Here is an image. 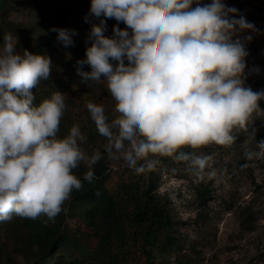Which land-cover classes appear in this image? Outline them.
Returning a JSON list of instances; mask_svg holds the SVG:
<instances>
[{
  "label": "clouds",
  "instance_id": "9594fccd",
  "mask_svg": "<svg viewBox=\"0 0 264 264\" xmlns=\"http://www.w3.org/2000/svg\"><path fill=\"white\" fill-rule=\"evenodd\" d=\"M194 0H91L97 18H114L127 28L104 35L105 21L93 25L86 48L89 72L82 80L107 83L118 116L109 121L105 108L86 107L98 133L106 138L110 160H123L137 174L158 163L150 157L173 156L202 176L210 156L181 151L215 143L231 145L234 127L245 126L256 112L264 91L244 86L245 45L237 31L255 32L253 23L222 0L201 6ZM127 29H131V35ZM65 46L67 30L53 27ZM251 41L252 36L245 37ZM125 59L128 63L125 64ZM111 61H116L115 64ZM51 60L27 49L15 51L14 37L5 32L0 44V221L14 216L54 220L73 190L83 185L74 170L83 163L85 181L94 179L93 166L103 157L81 148L87 137L79 125L58 137L66 105L64 94L34 104L32 89L49 80ZM79 71V70H78ZM254 137V133H253ZM252 159L264 157V141ZM143 161V163H140Z\"/></svg>",
  "mask_w": 264,
  "mask_h": 264
},
{
  "label": "trees",
  "instance_id": "16d2710c",
  "mask_svg": "<svg viewBox=\"0 0 264 264\" xmlns=\"http://www.w3.org/2000/svg\"><path fill=\"white\" fill-rule=\"evenodd\" d=\"M68 1L0 0V44L4 33L11 32L18 54L27 49L50 58L49 80H41L32 89L36 97L34 104L50 98L55 91L64 94L66 108L58 137H65L78 124L87 137L81 148L89 155L99 150L103 158L93 166L91 182L83 179L88 171L83 163L74 170L83 187L72 191L54 220L46 216L36 219L14 216L10 221H0V264H16V257L21 258L22 264H192L191 256L197 255L199 249L193 242L187 244L189 253L181 248L168 199L158 191L163 171L178 174L175 164L168 157L157 156L153 158L158 161L154 169L137 174L126 165L113 167L107 161L102 145L104 137L98 133L86 105L89 102L102 105L111 121L119 115L116 101L103 78L99 82L84 81L79 75L91 70L79 63L86 59L89 44L76 40L69 50L57 39L58 33L51 31L53 27L68 31L73 17V27L84 26L85 32H91L93 26H87L88 19L83 18L81 0ZM17 7L35 14L32 26L19 27L9 20V12ZM255 28L250 34L251 44L261 63L264 27ZM233 137V143L242 140L241 136ZM208 197L207 188L196 190L199 210L206 205ZM253 215L250 209L241 211V227L251 229ZM68 221L74 223L71 234ZM171 255L174 262L167 259Z\"/></svg>",
  "mask_w": 264,
  "mask_h": 264
},
{
  "label": "rangeland",
  "instance_id": "374dc122",
  "mask_svg": "<svg viewBox=\"0 0 264 264\" xmlns=\"http://www.w3.org/2000/svg\"><path fill=\"white\" fill-rule=\"evenodd\" d=\"M79 0L73 1L76 3ZM70 2V0L68 1ZM84 5L83 18L88 19L87 26L100 25L105 21L104 35L114 37L113 28L126 29L127 26L114 18H97L90 12L91 0H81ZM199 3L206 4V0H194L191 5L195 8ZM231 7L238 10L236 19L242 15L255 26L264 27V0H233ZM68 33L72 43L67 46L71 50L76 40L85 41L91 46L90 32L85 27H73V17ZM9 20L19 27L32 26L35 14L22 7L9 12ZM131 35V29H127ZM252 31L239 32V37L245 45L248 55L245 57L243 72L244 86L255 91H264V60L259 63L251 41L245 39ZM115 64L116 61H111ZM128 61L125 59V64ZM264 110V99L258 102ZM264 115L254 112L245 126H236L231 135L241 136L240 143H232L220 147L215 143L202 146L198 149L184 147L181 151L194 152L196 155H207L211 159L204 169L202 176H197L188 162L179 161L176 155L165 156L175 164L178 174L162 172L158 182L159 193L168 199L172 216L176 221V233L182 241L181 248L187 249V244L193 242L199 252L192 255V264H264V157L253 156L248 159L246 153L256 152V145L264 141ZM254 133V137H253ZM107 143L103 138L102 145ZM107 156V153H106ZM159 156V155H157ZM150 157V158H155ZM107 161L113 167L126 165L121 160ZM160 170V169H159ZM207 188L210 197L206 205L199 210L195 198L196 190ZM250 209L253 212V227L245 229L240 225V212ZM200 212V215L198 214ZM74 223L68 221V232ZM174 262L173 255L167 258ZM16 264H22L21 258L16 257Z\"/></svg>",
  "mask_w": 264,
  "mask_h": 264
},
{
  "label": "built area",
  "instance_id": "2783aa9c",
  "mask_svg": "<svg viewBox=\"0 0 264 264\" xmlns=\"http://www.w3.org/2000/svg\"><path fill=\"white\" fill-rule=\"evenodd\" d=\"M222 2L227 5L228 7H231V4L233 3V0H222ZM211 3V0H206V4Z\"/></svg>",
  "mask_w": 264,
  "mask_h": 264
}]
</instances>
